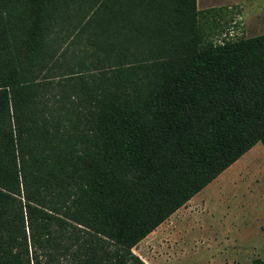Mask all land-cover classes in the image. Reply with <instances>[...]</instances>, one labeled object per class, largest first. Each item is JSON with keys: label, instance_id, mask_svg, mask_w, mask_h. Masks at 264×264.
Listing matches in <instances>:
<instances>
[{"label": "trees", "instance_id": "16d2710c", "mask_svg": "<svg viewBox=\"0 0 264 264\" xmlns=\"http://www.w3.org/2000/svg\"><path fill=\"white\" fill-rule=\"evenodd\" d=\"M229 14L0 0V264H145L140 241L264 150V34L213 42Z\"/></svg>", "mask_w": 264, "mask_h": 264}, {"label": "rangeland", "instance_id": "374dc122", "mask_svg": "<svg viewBox=\"0 0 264 264\" xmlns=\"http://www.w3.org/2000/svg\"><path fill=\"white\" fill-rule=\"evenodd\" d=\"M241 17L234 12L220 18L224 30L210 39L219 42L229 31L232 38L264 34L263 27L255 29L250 23L244 31ZM79 42L75 49L84 43ZM200 192L205 197L200 204L184 205L163 222L158 236L143 239L131 252L145 264H251L253 258H262L264 150L260 143Z\"/></svg>", "mask_w": 264, "mask_h": 264}, {"label": "crops", "instance_id": "0c3cea01", "mask_svg": "<svg viewBox=\"0 0 264 264\" xmlns=\"http://www.w3.org/2000/svg\"><path fill=\"white\" fill-rule=\"evenodd\" d=\"M195 6L197 10H205V9H211V8H226V9H229V11L231 10V13H234L236 11L238 13L240 12L242 16L241 18L243 20L242 24H243L244 31L247 30L246 23H250L253 27H255V29L260 28V27L264 28V0H195ZM256 35H259V34H256ZM246 38H249V37H246ZM202 192L200 193L198 192L187 203H191L192 205L200 204V199L205 198L204 195H200ZM187 203H185V205ZM162 224L163 223H161L154 231L148 234L145 238L152 236L153 234H156L157 230H159ZM196 225H198V222ZM224 234H227V232L225 231ZM158 235L159 234H156L155 236H158Z\"/></svg>", "mask_w": 264, "mask_h": 264}, {"label": "built area", "instance_id": "2783aa9c", "mask_svg": "<svg viewBox=\"0 0 264 264\" xmlns=\"http://www.w3.org/2000/svg\"><path fill=\"white\" fill-rule=\"evenodd\" d=\"M223 38H231L233 37V33L231 31H229L228 33H226V35H222Z\"/></svg>", "mask_w": 264, "mask_h": 264}]
</instances>
